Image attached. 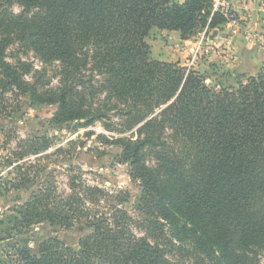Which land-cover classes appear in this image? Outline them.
<instances>
[{"label":"trees","instance_id":"1","mask_svg":"<svg viewBox=\"0 0 264 264\" xmlns=\"http://www.w3.org/2000/svg\"><path fill=\"white\" fill-rule=\"evenodd\" d=\"M211 8V0H0V116L46 104L55 125L130 132L98 139L140 187L130 212L128 191L79 174L58 191L20 171L15 189L28 194L14 210L15 264H174L182 256L263 264L264 68L233 86L211 85L178 61L152 58L147 41L153 28L186 40L225 23ZM14 44L42 67L10 62ZM111 114L120 128L108 124ZM51 144L46 135L21 138L13 154L21 160ZM41 223L75 229L77 247L34 232ZM40 233L33 251L30 236Z\"/></svg>","mask_w":264,"mask_h":264},{"label":"rangeland","instance_id":"2","mask_svg":"<svg viewBox=\"0 0 264 264\" xmlns=\"http://www.w3.org/2000/svg\"><path fill=\"white\" fill-rule=\"evenodd\" d=\"M233 4L236 1L244 4L246 0H227ZM256 1L251 0L248 5H253ZM19 7L15 6L14 11L18 12ZM264 10V7H262ZM237 15L238 12L234 8ZM251 10L247 12L250 13ZM240 29L238 33L233 34L226 22L223 23L227 27V34L240 35L246 41L254 43L257 48H264V43L258 41L257 36H263L264 31H252L246 23L247 17L242 15L239 17ZM219 27V26H218ZM202 30L196 32L187 42L181 43L178 33L165 34L156 28H153L147 38L151 46V56L154 59L167 61L178 60L181 66L187 64L190 60L192 48L199 40V34ZM230 32V33H229ZM220 35L223 37V33ZM209 34L207 39L210 42V52L203 53L194 63L193 70L199 71L208 77V84L233 86L236 80H244L250 75L264 68V60H260V65L255 72L247 70L249 73H238L234 66L242 61L243 55L240 54L239 48L237 52L231 47L223 48L218 41L221 37ZM251 38H250V36ZM216 38V39H215ZM218 39V41H216ZM16 58H21L31 62L35 69L42 67L41 62L32 52H25L19 48L17 44L10 46L7 50V59L14 62ZM244 58H246L244 56ZM259 62V56H256ZM248 59V58H247ZM241 60L240 62H237ZM175 62V61H168ZM240 66V65H239ZM49 71V68L47 69ZM57 79L53 78L52 84H56ZM55 107L52 105L24 106L23 113H12L10 116H0V264H15L14 250L11 245L17 240L16 231L13 228V217L16 215L15 207L21 204V200L28 194L27 188L15 189L17 174L20 171L37 172L38 182L51 179L58 191H68V179L72 174H79L85 182L92 185L104 186L111 190H125L130 194V200L124 204V207L133 212V204L140 194V187L137 182L131 181L128 175V166L125 163L117 162L106 152L109 146L98 139L99 134L107 137L129 134L130 132H119L116 129H108L102 122H96L88 127H66L55 125L52 122ZM117 115L111 114L108 124H112L116 128H120V122ZM134 131V130H133ZM46 135L51 139V147L46 151L31 154L23 159H16L13 152L17 149V143L21 138L29 136ZM57 148H63V152L56 153ZM67 152V153H65ZM69 161L70 168H65L63 164ZM31 165V166H30ZM48 231L50 235L58 233L65 236L68 242L77 247V231L60 230L51 228L45 223H41L33 227V231ZM138 231V230H137ZM38 234L30 236L29 247L37 250L39 239ZM176 258V259H175ZM180 261L174 264H195L192 257L182 256ZM179 260L176 257L173 261ZM264 264V259L262 260Z\"/></svg>","mask_w":264,"mask_h":264},{"label":"crops","instance_id":"3","mask_svg":"<svg viewBox=\"0 0 264 264\" xmlns=\"http://www.w3.org/2000/svg\"><path fill=\"white\" fill-rule=\"evenodd\" d=\"M233 4L239 16L245 15L247 17L246 25L250 30L264 31V10H262V7H264L263 2L259 3L258 1H256V3L250 6L247 5L246 3L242 4L239 1H236V3H233ZM249 10L251 11L250 13L247 14ZM161 32L163 35L165 34L170 35L172 33L174 34L178 33L177 31H161ZM221 32L223 33V37L220 35ZM211 33L214 35L217 34V36L220 35L221 40L219 39L218 41L217 39L216 41H218L219 45H223V48L230 49L232 47L236 52H237V48H239L238 50H240V54L243 55L242 61L244 62H240L241 60H239L237 62H240V63L234 66L238 73L240 74L249 73V72H246L247 70L251 72L257 71L259 65L261 64L260 60L261 61L264 60V48L263 49L258 48V47L256 48L253 42H250L248 40L244 41L240 35H232L230 32H229L230 35L227 34V27L225 26V24H222L219 27L210 29L209 34ZM178 37H179V33H178ZM179 40L181 43L187 42V39L183 40L180 37H179ZM244 56L246 58H244ZM256 56H259L260 58L259 62L256 61L257 59ZM167 61H178V60L175 59V60H167ZM178 62L180 63V61Z\"/></svg>","mask_w":264,"mask_h":264},{"label":"built area","instance_id":"4","mask_svg":"<svg viewBox=\"0 0 264 264\" xmlns=\"http://www.w3.org/2000/svg\"><path fill=\"white\" fill-rule=\"evenodd\" d=\"M250 1L251 0H246L245 3L248 5ZM211 2H212L211 14L214 12H218L219 14H221L225 18L226 25L228 26L230 31L233 34L238 33L240 29V22H239L240 16L237 15L234 11V4L229 3L227 0H211ZM209 30L210 29L208 28V26H206L200 32L199 40L192 48L190 60L185 65L187 69H193L194 63L198 60V58L203 53L210 52L211 49L209 45L210 42L207 39ZM257 39L261 43H264V35L257 36Z\"/></svg>","mask_w":264,"mask_h":264}]
</instances>
